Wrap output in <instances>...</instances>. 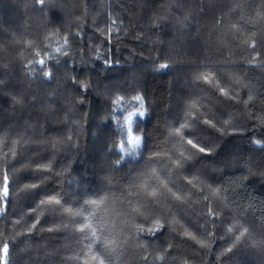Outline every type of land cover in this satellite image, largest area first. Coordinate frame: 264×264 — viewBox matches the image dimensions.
Masks as SVG:
<instances>
[{
    "label": "trees",
    "instance_id": "trees-1",
    "mask_svg": "<svg viewBox=\"0 0 264 264\" xmlns=\"http://www.w3.org/2000/svg\"><path fill=\"white\" fill-rule=\"evenodd\" d=\"M262 2L44 0L41 10L33 0H0V139L22 141L16 146L20 153L17 160L11 156L5 160L4 152H0V178L4 170L16 166L9 171L10 177L17 174L11 183L15 190L17 185L22 188L23 183L38 182L42 175L51 176L34 191L24 194L16 188L7 213L0 216V240L10 243L12 264H77L68 259L79 251L74 237L77 225L64 218L67 229L20 235L27 233L25 225L31 223L29 209L42 197L57 193L73 208L106 193L119 201L149 156L170 151L177 144L168 132L184 122L188 106L194 102L201 117L212 119L216 127L196 122L186 135L212 147L213 152L188 162L183 174L198 175L205 184L226 189L229 205L219 210L221 220L212 251L219 254L231 245L238 231L230 234L226 229L233 225L251 227L257 238L264 233V148L252 143L264 139L258 119L264 117V68L248 66L255 53L243 42H251L253 32L264 39L260 35L264 23L253 27L249 22L256 19ZM65 36L70 37L68 56L53 52L51 67L56 78L43 80L39 66H33L35 53L45 48L52 52L63 45ZM105 57L112 62L110 67L105 66ZM57 59L61 64H55ZM164 63L169 67L158 71ZM216 72L224 74L227 82L220 81ZM203 73L213 77L212 90H198L202 86L196 85L195 77ZM75 79L87 83L88 91L80 90ZM218 84L229 88L237 99L221 96ZM249 93L254 95L251 106L244 103ZM119 94L142 95L147 114L142 119L137 117L135 123L143 136L141 155L135 160L128 156L116 166L114 161L122 154L112 146L119 142L121 132L110 117H104L111 111V99ZM229 119L235 128L225 125ZM234 131L243 134L233 135ZM49 159L61 173L59 177L31 169L20 172L25 163ZM153 166L163 165L157 161ZM175 211L177 218L183 216L181 224L186 221L189 230H194L206 209L203 203H194ZM46 215L42 220L45 229L59 225L60 217ZM171 240L164 232L155 238L145 235L141 242L167 247L166 241ZM172 251L181 264L184 260L187 264H264V250L260 248L234 249L221 261L195 254L187 245Z\"/></svg>",
    "mask_w": 264,
    "mask_h": 264
},
{
    "label": "snow or ice",
    "instance_id": "snow-or-ice-1",
    "mask_svg": "<svg viewBox=\"0 0 264 264\" xmlns=\"http://www.w3.org/2000/svg\"><path fill=\"white\" fill-rule=\"evenodd\" d=\"M34 4H38L43 10L44 0H33ZM253 27L257 24L264 23V2L256 11V19L249 21ZM236 29L235 24L231 25ZM78 36L79 34H75ZM112 32L109 28L108 36L111 37ZM260 35L264 36V33ZM256 32L252 33L251 42L248 39L244 40V44L248 46L252 53H255L248 61L250 68H264V39H258ZM71 39H75L73 36ZM110 43V40H108ZM70 45V37H63V45L58 46L48 52L47 48L35 53L36 59L33 61V66H39V74L43 80H54L55 72L51 65L53 60V52L64 57L68 56L67 48ZM45 53L47 55L45 56ZM100 53L97 54V59H100ZM67 63V60L64 61ZM55 64H61L60 60H56ZM105 66H111L112 62L104 58ZM167 63L160 64L158 71L167 69ZM75 70V69H73ZM216 76L220 81H226V76L220 72H216ZM79 86L83 92H87L89 85L81 82L78 79L73 81ZM196 85H200L199 91L213 88V77L210 74H197L195 77ZM239 83V81H237ZM3 84V81H0ZM247 87V85H245ZM217 90L221 96L227 99L236 100L231 90L224 86L217 85ZM214 93V92H213ZM254 100V95L249 93L246 104H250ZM16 103H22L21 100H16ZM80 103H84L83 100ZM119 113V115H117ZM147 110L144 106V98L140 94L132 96L116 95L111 99V111L104 117H109L113 120L116 127L120 130L121 136L119 142L112 146L115 147L122 155L114 161L116 166L128 156L133 160L141 155L143 147V136L135 129L137 117L144 118ZM253 116L256 114L253 113ZM261 123V129H264V117H258ZM208 125L215 128L216 125L212 119H203L196 110V103L188 106V111L185 113L184 122H180L178 126H174L168 136L177 141L170 151H156L148 158L145 168L138 172L132 181L127 185L126 189L121 193L119 201L113 199L111 194L106 193L98 199H86L83 206L73 208L69 204H65L62 197L57 193L42 197L38 200L34 207H31L27 215L31 218L30 225H25L27 233H19L20 235H32L36 231H48L50 233L59 232L62 229L68 228V223H64V218H69L75 227V243L79 246V251L71 257L70 260L77 261V264H173L177 258L173 255L174 249L181 245H187L193 248L195 254L201 256H214L216 261H221L222 257L229 256L234 252V249L244 247L260 248L264 250V233L259 238L251 227L243 225L237 228L235 225L226 229L227 233H235L233 242L230 246L224 248L219 254L212 251V244L216 239L215 230L219 227L221 220L220 209H228L227 197L224 195L226 189L223 187H213L211 184H205L198 175L187 176L183 174V169L188 162L194 160L199 154L210 155L212 147H205L196 143L192 138L186 135L187 130H191L196 122ZM225 125L235 128L234 122L226 120ZM233 135L243 134L234 131ZM223 135V133H222ZM70 142L72 136H68ZM22 141L0 139V152H4V159L9 156L13 160H17L20 156L17 145ZM57 141L56 143H58ZM252 143L258 148H264V139L252 140ZM7 149V151H5ZM183 149V150H181ZM187 153V154H186ZM159 161L163 166H153ZM167 161V163H164ZM12 165V164H11ZM34 165V167H33ZM10 166V165H9ZM16 166L9 167L2 173L0 178V216L7 213L9 200L12 199V194L16 188H20L22 193H28L39 188L41 184L51 178L50 175H42L41 179L35 183H23L17 185L15 190L11 188L12 180L17 174L12 177L9 171H14ZM31 169L36 173L53 174L56 177L61 175L56 171L52 160L33 164L32 162L25 163L20 172ZM175 177V179L173 178ZM111 183V178H108ZM195 197V199H193ZM202 197V199H201ZM120 207L117 208L116 204ZM194 203H203L206 211L201 213V222L198 224V229L189 230L190 224L185 221L181 224V219L178 217L176 209H183L185 206H192ZM126 205V207H125ZM56 215L60 217V223L56 227L49 226L46 229L42 225V220L47 216ZM186 216L187 213H184ZM16 223L19 225L20 220ZM211 224V228L209 227ZM264 225V219L261 220ZM168 232L172 240L166 241L167 247L164 244L152 247L142 243V238L146 236L157 237L159 234ZM195 232V234H194ZM219 239H224L220 236ZM152 247V251L148 252V248ZM25 251V249H21ZM13 249L9 242L0 240V264H12ZM131 256L130 260L128 257ZM177 264H181L177 261ZM182 264H187V260L182 261ZM202 264H207V261H202Z\"/></svg>",
    "mask_w": 264,
    "mask_h": 264
}]
</instances>
